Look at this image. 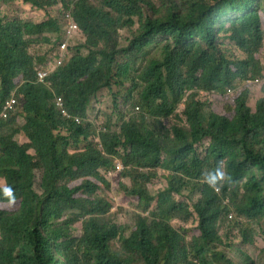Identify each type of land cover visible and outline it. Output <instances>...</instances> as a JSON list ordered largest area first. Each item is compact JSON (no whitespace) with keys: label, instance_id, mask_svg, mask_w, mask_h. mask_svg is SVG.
Here are the masks:
<instances>
[{"label":"trees","instance_id":"trees-1","mask_svg":"<svg viewBox=\"0 0 264 264\" xmlns=\"http://www.w3.org/2000/svg\"><path fill=\"white\" fill-rule=\"evenodd\" d=\"M19 2L70 14L25 21ZM102 91L116 130L89 120ZM12 95L0 264H264L236 245L264 236V0H0V109ZM220 161L233 180L215 192ZM116 164L128 185L105 178ZM112 190L142 211L129 226Z\"/></svg>","mask_w":264,"mask_h":264},{"label":"rangeland","instance_id":"rangeland-1","mask_svg":"<svg viewBox=\"0 0 264 264\" xmlns=\"http://www.w3.org/2000/svg\"><path fill=\"white\" fill-rule=\"evenodd\" d=\"M13 11L23 20L25 21H32V22H40L48 18L49 16H53L57 12H60V17H62L63 11L58 7L57 9H54L52 11H48L47 13L45 12H39L33 10L30 6L25 5L22 2H19L13 6ZM99 95L106 96L105 99L101 100V103L96 106V109L89 113L88 117L91 122L96 124V131L101 130L104 120H105V115L111 116V125L112 129L116 130L118 127V116H117V109L113 111H109L108 107L111 106L110 102L111 98L110 96H107L106 91H102ZM121 103L119 102L118 105ZM122 109L121 107H119ZM106 112L107 114H104L102 112ZM22 142H26L25 139L21 140ZM119 171H111V173L106 174L105 178L110 182V185L114 186L118 182L120 183H125V185H128V179H120L118 176ZM157 178L154 179L150 184L147 185L148 191L151 194L156 193L158 190L163 189L166 186L165 180H164V173L162 170H157ZM3 185V180L0 178V186ZM35 191L38 193V181H36V184L34 186ZM112 192V201H113V208L112 212L114 215H117L119 222L129 226L132 222V216L133 214H139L142 213V211L137 207V203L135 201H132L128 197H120L118 196L119 194L115 192L114 190ZM175 198L180 201H191L188 198V195L183 193L181 195H176ZM194 199V197H193ZM176 228L178 227V224H176ZM79 225L75 227V231H79ZM255 234H254V243L250 246H243V245H238V247L243 248L249 252L251 255H257L259 253V250L264 247V236L262 235V232L259 228L255 227Z\"/></svg>","mask_w":264,"mask_h":264},{"label":"clouds","instance_id":"clouds-1","mask_svg":"<svg viewBox=\"0 0 264 264\" xmlns=\"http://www.w3.org/2000/svg\"><path fill=\"white\" fill-rule=\"evenodd\" d=\"M69 11H70V10H66V11L63 13V19H65V18L70 14ZM70 25L75 26V29H72V30H70L69 32H64L62 35H67L69 38H68V39H61L60 44L67 45V44L69 43V41L72 39V36L76 34L75 31H76L77 27H76L75 23L72 22ZM73 38H74V37H73ZM254 79H255V78H254ZM254 79H250V80H246V81L251 82V81H253ZM246 81L243 82V84H246ZM249 82H248V83H249ZM243 84L241 83L240 85H243ZM231 93H232V90H231V89H228V90L226 91V94H231ZM11 98H14V99L16 100V98L14 97V95H12L8 100H10ZM8 100H7V101H8ZM7 101H5V103H6ZM5 103H4V104H5ZM4 104H3V106H4ZM15 104H16V103H15ZM3 106H2L1 109H0V113H1V111H2V109H3ZM14 106H15V105H14ZM13 109H14V107H13ZM134 110L136 111L137 108L135 107ZM11 111H12V110H11ZM11 111H10V112H11ZM10 112H9V113H10ZM9 113H8V115H9ZM8 115H7V117H8ZM7 117H5V118H7ZM0 118H2V117H0ZM5 118H4V119H5ZM67 119H68V118H67ZM74 119H75V118H74ZM74 119H73V121H74L75 123H77L78 121H75ZM96 132H100V130H97ZM121 170H122V167H121L119 164H116L115 171H119V172H118V176H119V178H121V177H120V171H121ZM109 173H111V172H109ZM109 173H108V174H109ZM232 180H233V178H232V176H231L230 174H228V172L226 171V166L224 165L223 161L218 162L217 166H216L213 170L207 172V173L205 174V176H204V181H205V183H206L210 188H212V190L215 191V192H220L221 189H222L226 184H230V183H232ZM3 185H4V181H3ZM3 185H1V186H3ZM4 194H5V196H7V197L9 198V204H10V205L15 203V197H14L13 194H12V190H11V188H5V189H4ZM227 217H228L229 219H231V214L228 215Z\"/></svg>","mask_w":264,"mask_h":264},{"label":"built area","instance_id":"built-area-1","mask_svg":"<svg viewBox=\"0 0 264 264\" xmlns=\"http://www.w3.org/2000/svg\"><path fill=\"white\" fill-rule=\"evenodd\" d=\"M72 29H75V26L70 25V26H69V31L72 30ZM63 45H64V44H62V47H63ZM45 75H46L45 73H43V72H39V73H38V79H39V80L42 79L43 76H45ZM248 82H249V81H246V83H248ZM253 82H254V83H257V82H258V79H254ZM15 103H16V100H15L14 98H11L10 100H8V101L4 104V106H3V109H2V111H1V113H0V117H2V118L7 117L8 113H9L11 110H13V107H14ZM58 106L61 107V104H58ZM61 113H62V115H63L64 117L69 118L68 115L66 114V112H65L64 110H61ZM74 120L77 121V119H74Z\"/></svg>","mask_w":264,"mask_h":264}]
</instances>
